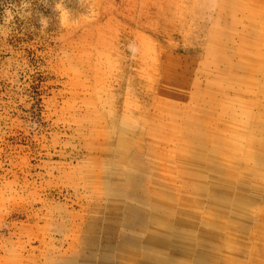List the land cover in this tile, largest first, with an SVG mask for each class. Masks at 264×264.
<instances>
[{"label": "rangeland", "instance_id": "1", "mask_svg": "<svg viewBox=\"0 0 264 264\" xmlns=\"http://www.w3.org/2000/svg\"><path fill=\"white\" fill-rule=\"evenodd\" d=\"M28 2L0 0V264H264V0Z\"/></svg>", "mask_w": 264, "mask_h": 264}, {"label": "crops", "instance_id": "2", "mask_svg": "<svg viewBox=\"0 0 264 264\" xmlns=\"http://www.w3.org/2000/svg\"><path fill=\"white\" fill-rule=\"evenodd\" d=\"M111 259L109 261H99L98 258L80 261V262H71L66 264H175V263H162V262H144L139 261L138 256H135V253H139L138 248H132L129 246H119L112 248L111 250Z\"/></svg>", "mask_w": 264, "mask_h": 264}, {"label": "clouds", "instance_id": "3", "mask_svg": "<svg viewBox=\"0 0 264 264\" xmlns=\"http://www.w3.org/2000/svg\"><path fill=\"white\" fill-rule=\"evenodd\" d=\"M16 7H17L16 5L5 7L4 16L6 18L5 20L6 23H11V21L15 19V16L13 15V9ZM58 7L59 6H57V8ZM19 8H22L25 10L24 13L20 15L19 17L21 20H24L25 18H31L32 16V12L30 11L31 3L28 2V0H21V4L19 5ZM39 23L41 24V28H40L41 32L45 31L49 26L48 18L44 17L43 15H41Z\"/></svg>", "mask_w": 264, "mask_h": 264}]
</instances>
